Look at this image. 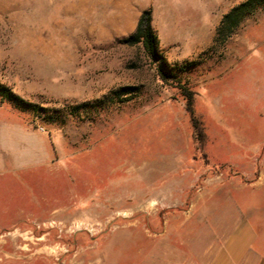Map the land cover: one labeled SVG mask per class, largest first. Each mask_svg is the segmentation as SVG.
Listing matches in <instances>:
<instances>
[{"label":"rangeland","instance_id":"374dc122","mask_svg":"<svg viewBox=\"0 0 264 264\" xmlns=\"http://www.w3.org/2000/svg\"><path fill=\"white\" fill-rule=\"evenodd\" d=\"M241 1L0 0V84L36 106L0 100V264L147 248L165 213L174 239L191 235L193 212L264 181V8L215 40ZM146 8L159 61L124 41ZM160 63L194 91L196 128Z\"/></svg>","mask_w":264,"mask_h":264},{"label":"crops","instance_id":"0c3cea01","mask_svg":"<svg viewBox=\"0 0 264 264\" xmlns=\"http://www.w3.org/2000/svg\"><path fill=\"white\" fill-rule=\"evenodd\" d=\"M236 186V185H235ZM248 191L256 194L257 201L249 206L250 198L241 195ZM229 208L213 216L210 210L193 212L192 222L180 225L184 230L191 228L192 234L172 237L173 228L168 225L169 213L164 227L147 235V248L139 244L124 246L107 242L93 246V258L76 261L77 264H264V181L259 178L251 185L239 184L228 191ZM249 199V200H247ZM224 220L221 227L214 228L211 219ZM190 226V227H189ZM205 231L208 232L207 238ZM152 235L159 236L160 243H154ZM149 240V241H148ZM123 248V249H122Z\"/></svg>","mask_w":264,"mask_h":264},{"label":"trees","instance_id":"16d2710c","mask_svg":"<svg viewBox=\"0 0 264 264\" xmlns=\"http://www.w3.org/2000/svg\"><path fill=\"white\" fill-rule=\"evenodd\" d=\"M264 8V0H243L238 4L232 6L227 12H225L215 31V40L224 42L238 27L241 21L255 12L256 10ZM124 41L128 44L140 43L145 54L152 60L159 61L161 55L158 49V37L151 25V10L146 8L140 13L136 26L132 33H130ZM157 75L158 78L166 82L170 78L174 86H176L181 94L183 95L186 101V111L189 113L193 126L197 127V122L193 117V94L194 91L185 86L180 82V77H177L176 74H172L169 71L163 70L162 64L157 65ZM132 91L129 87H122L119 89L117 95L125 94ZM0 100L11 101L16 105H21L23 107L34 110L36 107L31 102H28L13 93L8 87L0 84Z\"/></svg>","mask_w":264,"mask_h":264}]
</instances>
